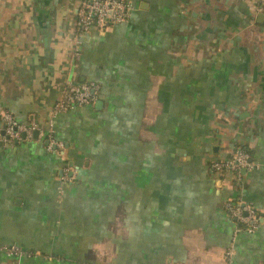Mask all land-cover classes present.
Returning <instances> with one entry per match:
<instances>
[{
    "label": "crops",
    "instance_id": "0c3cea01",
    "mask_svg": "<svg viewBox=\"0 0 264 264\" xmlns=\"http://www.w3.org/2000/svg\"><path fill=\"white\" fill-rule=\"evenodd\" d=\"M126 1L128 22L76 39L81 0H0V114L45 128L65 81L101 88L54 118L62 155L0 143V245L39 253L0 264H223L231 246V264H264V12ZM235 147L252 171L208 170ZM238 201L253 233L224 210Z\"/></svg>",
    "mask_w": 264,
    "mask_h": 264
},
{
    "label": "built area",
    "instance_id": "2783aa9c",
    "mask_svg": "<svg viewBox=\"0 0 264 264\" xmlns=\"http://www.w3.org/2000/svg\"><path fill=\"white\" fill-rule=\"evenodd\" d=\"M256 11L264 12V0H248ZM134 10L133 5L126 0H81L75 16L76 39L91 31L104 33L108 29L129 21ZM101 91L100 85L94 82L74 83L64 82L59 96L56 99L50 118L45 128L35 122L20 123L13 114L3 111L0 114V143L3 146H12L27 141L44 139L46 150L62 155L64 145L54 137V118L76 108L90 106L96 102ZM36 134V137H35ZM36 138V139H35ZM215 174L233 173L239 175L241 171H252L255 164L245 150L236 149L226 159L212 160L207 166ZM61 185L73 180L68 167L61 170L58 178ZM227 216L238 226L236 233L245 231L253 233L259 226L260 217L255 209L243 202H227L224 204ZM0 255L8 258H19L24 253L17 245H0ZM39 253H27V257L38 256ZM234 255L233 247L226 250L223 264H231Z\"/></svg>",
    "mask_w": 264,
    "mask_h": 264
},
{
    "label": "trees",
    "instance_id": "16d2710c",
    "mask_svg": "<svg viewBox=\"0 0 264 264\" xmlns=\"http://www.w3.org/2000/svg\"><path fill=\"white\" fill-rule=\"evenodd\" d=\"M90 33V32H89ZM85 35V34H84ZM84 83V82H83ZM95 83V82H94ZM55 137V136H54ZM56 139V138H55ZM57 140V139H56ZM58 141V140H57ZM42 143L44 144V146H46V143H45V140L44 139H42ZM236 149H242V150H245L247 153H249L250 155H251V153L249 152V150L248 149H246V148H242V147H235L234 149H232V151H231V153L233 152V151H235ZM230 153V154H231ZM71 184H74V180H72L71 182H69V183H66L65 185H64V187L65 186H68V185H71ZM233 221V220H232ZM234 222V221H233ZM235 223V222H234ZM236 225V224H235Z\"/></svg>",
    "mask_w": 264,
    "mask_h": 264
},
{
    "label": "water",
    "instance_id": "95a60500",
    "mask_svg": "<svg viewBox=\"0 0 264 264\" xmlns=\"http://www.w3.org/2000/svg\"><path fill=\"white\" fill-rule=\"evenodd\" d=\"M100 104H101V102H100V101H98V102H97V105L99 106ZM35 137H36V134H35Z\"/></svg>",
    "mask_w": 264,
    "mask_h": 264
}]
</instances>
